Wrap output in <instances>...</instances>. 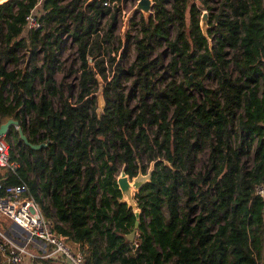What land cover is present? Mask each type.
I'll use <instances>...</instances> for the list:
<instances>
[{"label": "trees", "instance_id": "trees-1", "mask_svg": "<svg viewBox=\"0 0 264 264\" xmlns=\"http://www.w3.org/2000/svg\"><path fill=\"white\" fill-rule=\"evenodd\" d=\"M103 1L0 2V124L14 118L30 142H48L33 150L11 125L5 137L19 166H0L1 187L25 181L83 264H263L264 197L256 189L264 186V0H154L153 16L141 15L133 61L115 62L110 78L104 59H94L105 43L114 60L117 8ZM37 5L39 26L27 27ZM204 9L210 44L199 27ZM65 37L79 62L69 70L75 96L72 83L64 94L54 78ZM153 44L170 52L167 64L166 50L152 55ZM21 49L30 57L18 67ZM160 66L170 70L166 82ZM96 75L105 82L100 113ZM144 153L164 159L134 194L147 218L140 213L134 240L135 216L119 202L116 176L118 163L130 177L139 165L144 172Z\"/></svg>", "mask_w": 264, "mask_h": 264}, {"label": "built area", "instance_id": "built-area-1", "mask_svg": "<svg viewBox=\"0 0 264 264\" xmlns=\"http://www.w3.org/2000/svg\"><path fill=\"white\" fill-rule=\"evenodd\" d=\"M121 1L104 0L102 3L118 7L116 4ZM38 26L39 21L33 9L27 17V27ZM11 147L10 141H5L4 135L0 134V166L15 172L19 162L12 158ZM28 192L29 187L25 181L3 187L0 185V213L10 221L4 231L0 229V264H21L25 256L34 258V254L27 248V244L34 243H38L40 249L51 246L52 252L60 253L73 264H83L82 255L72 251V246L65 241L66 236L54 229L53 218L45 215L40 203ZM256 193L264 197V186L258 187ZM48 255L50 253L42 256Z\"/></svg>", "mask_w": 264, "mask_h": 264}, {"label": "rangeland", "instance_id": "rangeland-1", "mask_svg": "<svg viewBox=\"0 0 264 264\" xmlns=\"http://www.w3.org/2000/svg\"><path fill=\"white\" fill-rule=\"evenodd\" d=\"M1 1L3 0H0V2ZM136 1L137 0H122L121 2L116 4L118 7H116L117 11H115L116 21H115V30L113 32V36H114L113 44H112L113 49L110 50V54H109L110 56L114 57L112 64L110 65L108 61L107 53L105 52V50H107L105 48V43H102L103 53H101L99 57L94 58L96 59V58L101 57L104 59L103 62L106 67V73L108 74L107 76L109 78L112 75L113 70L111 68L114 67L115 62H120L121 65H123V67L126 68L133 61L135 57V50H134V44H133L134 36L135 35L138 36V34L140 35L139 29H140V18H141L142 13L138 12L130 18L127 31L124 34H123V28H124V18L127 12H129V10L134 6ZM39 5H37L36 9H34L35 14L37 12V9H39ZM153 9L154 8H152L151 10L153 11ZM152 16L153 15H150L149 18H151ZM110 19H111L110 16H108L102 20V24H101L102 29L100 30L101 34H103L104 32L103 28L106 27V24L107 22H109ZM172 32H173V29L171 30V33ZM24 35H26V32H24ZM64 39H65V45L59 55V63H57V66L55 67V70H54V78H55L56 84H58L57 86L61 87V84H63L62 88H63L64 94H68V91H69L67 84L72 83L74 85L73 95L75 96L76 90H77V78H76L77 73H75V71L70 72L69 70L71 68L75 70L79 64V62L77 61L75 62L76 45L75 43H73L71 38L69 39L68 37H65ZM153 45H154V48H153L152 55H155L158 51L166 50L165 57H164V63L167 64L170 60V52L166 49L164 45H158V44H153ZM19 53H20V61L18 63V67H22L24 66V60H27V58L29 60L30 54L25 53L24 49H21ZM94 59L89 56L87 59V63L90 66H92L94 63ZM42 61H43L42 53L40 52L35 57V64L37 66L41 65ZM12 67H13L12 64L8 65V68H12ZM159 69H160L159 72H162V73L164 72L163 73L164 77L162 79L163 82H166L168 79H170V70H164L163 66H160ZM95 77H96L97 83L94 86V91L92 92V94L94 96V101H95L94 105H95L96 111L97 113H100L103 110V107L105 105V100L103 97V87L105 85V82L99 75H96ZM174 77L179 79L180 74H174ZM131 81H132V78L122 80L123 92H127L129 90L131 86ZM42 85L43 84H42V81H40V79H35L34 86H35L37 93L40 92ZM34 96L35 98H37L36 93H34ZM51 100L54 105H57L58 100L56 97H51ZM70 100H72V98ZM129 105L130 107L137 105V98L131 97L129 101ZM149 130H150V133L153 135L155 132V126H150ZM5 135H4V139L5 141L8 142V139L5 137ZM205 157H206L205 152L200 153L197 156V159H199V162L196 163V169L202 166V162L204 161ZM156 158H158V160L164 159V155L153 154L151 159H149V156L147 153L140 154L139 162L144 172L148 169L150 160H153ZM118 167L120 170L121 163H118ZM141 217H144L142 211H141ZM144 220L147 221V218L144 217ZM9 223H10L9 219L4 214L0 213V229L4 231V229L8 226ZM137 235H138V231H135V234L133 236L134 240H136ZM35 263L36 262H34L33 264Z\"/></svg>", "mask_w": 264, "mask_h": 264}, {"label": "water", "instance_id": "water-1", "mask_svg": "<svg viewBox=\"0 0 264 264\" xmlns=\"http://www.w3.org/2000/svg\"><path fill=\"white\" fill-rule=\"evenodd\" d=\"M154 5V0H137L134 6L127 12L125 18H124V28H123V34L126 33L129 20L130 18L138 13L141 12L142 16L145 19H148V17L153 13L151 10ZM199 27L204 37L208 39V42L210 44V38L207 34V29L209 27L208 24V11L202 10L200 17H199ZM28 60V58H27ZM26 60V61H27ZM11 125H17V130L19 134L20 140L27 146H29L33 150L44 148L48 145L47 141H42L39 143H32L28 140L26 134L23 133L21 130V127L18 125V121L14 118H9L5 122L0 124V134L5 135L7 130ZM157 161L151 160L149 162V167L145 172H142L140 165L138 168V172L134 176H129L125 171V166L122 165L119 173L116 176V183L117 187L120 191V198L119 202L125 203L128 208H131L134 216H135V222H134V229L131 231L130 234H128V238L132 239L133 235L136 231V228L138 227L139 220H140V213L141 209L137 206V203L134 198L135 192H137L145 183L149 182L151 180L152 171L154 168V164ZM169 164V163H166Z\"/></svg>", "mask_w": 264, "mask_h": 264}, {"label": "crops", "instance_id": "crops-1", "mask_svg": "<svg viewBox=\"0 0 264 264\" xmlns=\"http://www.w3.org/2000/svg\"><path fill=\"white\" fill-rule=\"evenodd\" d=\"M3 79V76H0V81ZM21 242V239H16ZM38 243L27 244V248L30 252L34 254V258L25 256L21 264H73L70 260L64 258L60 253L52 252L51 246H46L45 249L38 248ZM45 253H50V255L44 257L42 256ZM264 264V263H263Z\"/></svg>", "mask_w": 264, "mask_h": 264}]
</instances>
